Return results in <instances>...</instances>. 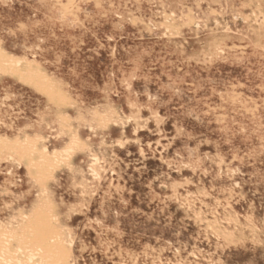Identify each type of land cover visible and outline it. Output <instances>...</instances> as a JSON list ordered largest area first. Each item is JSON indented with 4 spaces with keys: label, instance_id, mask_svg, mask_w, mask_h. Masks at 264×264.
<instances>
[{
    "label": "rangeland",
    "instance_id": "374dc122",
    "mask_svg": "<svg viewBox=\"0 0 264 264\" xmlns=\"http://www.w3.org/2000/svg\"><path fill=\"white\" fill-rule=\"evenodd\" d=\"M0 264H264V0H0Z\"/></svg>",
    "mask_w": 264,
    "mask_h": 264
}]
</instances>
